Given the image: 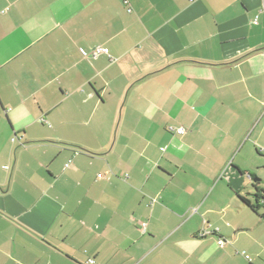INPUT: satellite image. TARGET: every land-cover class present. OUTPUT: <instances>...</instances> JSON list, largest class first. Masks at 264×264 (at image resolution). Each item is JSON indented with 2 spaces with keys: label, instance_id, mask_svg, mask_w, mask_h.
Instances as JSON below:
<instances>
[{
  "label": "crops",
  "instance_id": "1",
  "mask_svg": "<svg viewBox=\"0 0 264 264\" xmlns=\"http://www.w3.org/2000/svg\"><path fill=\"white\" fill-rule=\"evenodd\" d=\"M261 148L264 0H0V264H264Z\"/></svg>",
  "mask_w": 264,
  "mask_h": 264
},
{
  "label": "built area",
  "instance_id": "2",
  "mask_svg": "<svg viewBox=\"0 0 264 264\" xmlns=\"http://www.w3.org/2000/svg\"><path fill=\"white\" fill-rule=\"evenodd\" d=\"M99 53H103V54H108V49H103V48H98V49H96L95 50V54H99ZM170 131H171V129H170ZM176 133L177 134H183L184 133V130L183 129H177L176 130ZM261 153L264 155V148H261ZM192 213H194V212H196V209H192V211H191ZM145 227H146V224L145 223H143V224H141V229H142V231H144L145 230ZM208 235V232H206V231H201L199 234H198V236L199 237H201V238H203V237H206ZM227 241L225 240V239H218L217 240V245L219 246V247H223L224 245H225V243H226ZM246 259H248V257H246ZM89 263H93V261H90L89 260Z\"/></svg>",
  "mask_w": 264,
  "mask_h": 264
},
{
  "label": "rangeland",
  "instance_id": "3",
  "mask_svg": "<svg viewBox=\"0 0 264 264\" xmlns=\"http://www.w3.org/2000/svg\"><path fill=\"white\" fill-rule=\"evenodd\" d=\"M169 131H170V129H169ZM227 242H228V240H226ZM226 244V243H225Z\"/></svg>",
  "mask_w": 264,
  "mask_h": 264
},
{
  "label": "trees",
  "instance_id": "4",
  "mask_svg": "<svg viewBox=\"0 0 264 264\" xmlns=\"http://www.w3.org/2000/svg\"><path fill=\"white\" fill-rule=\"evenodd\" d=\"M247 203V202H246Z\"/></svg>",
  "mask_w": 264,
  "mask_h": 264
}]
</instances>
